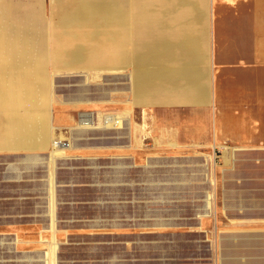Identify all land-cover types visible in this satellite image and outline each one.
<instances>
[{
  "label": "rangeland",
  "instance_id": "rangeland-1",
  "mask_svg": "<svg viewBox=\"0 0 264 264\" xmlns=\"http://www.w3.org/2000/svg\"><path fill=\"white\" fill-rule=\"evenodd\" d=\"M4 1L16 19L25 20L30 12L45 21L40 67L46 69L49 146L56 138L71 150L0 147V179L7 167L17 191L46 196L51 215L50 230L37 228L46 227L47 217L30 215L15 225L9 241L0 234V264H221L222 238L264 237V151L235 149L243 145L209 135L213 124L199 118L196 109L164 106L185 103V84L193 85L185 79L158 81L137 97L132 76L138 46L124 56L103 53L90 42L92 28L61 24L65 8L105 1L124 9L128 34L136 43H152L170 34L166 0ZM195 17L191 26H196ZM70 41L83 42V59L60 57ZM57 43H64L59 50ZM193 89L187 91L194 94ZM83 114L92 116L91 127L80 125ZM16 115L24 118L27 112L19 108ZM35 161L36 166L30 165ZM13 163L24 164L22 170ZM39 165L46 172H35ZM53 174L60 230L57 217L55 229L52 224ZM36 175L44 179L39 182ZM184 176L192 181L183 183ZM22 195L37 198L28 201L29 209L17 211H44L42 195ZM236 250L241 256L264 255L262 247L246 251L232 246L231 255Z\"/></svg>",
  "mask_w": 264,
  "mask_h": 264
},
{
  "label": "crops",
  "instance_id": "crops-1",
  "mask_svg": "<svg viewBox=\"0 0 264 264\" xmlns=\"http://www.w3.org/2000/svg\"><path fill=\"white\" fill-rule=\"evenodd\" d=\"M171 2L166 0L165 4V22L167 31L170 32L167 34L169 44L167 52L170 59L167 62L171 70H185V75L193 81V85L185 84V95L182 93L184 96L181 97L185 103L164 106L196 109L199 118L204 117L205 120H209V125L213 124L214 131L211 132L209 128L207 132L209 135H220L223 142L226 140L231 144L243 145L235 149L264 151V0H186L185 5L178 4L176 0ZM190 7L197 8V13H190ZM7 9L11 11L8 19V24L11 25L9 34H45V21L39 18L38 13L31 16L29 12L26 19L22 20L12 16L11 5L7 6ZM192 16H196V26H193L194 24L191 26ZM190 87L196 89H193L194 94L187 91ZM54 124L56 125V122L53 120L52 126ZM52 135L55 136L54 130ZM51 149L52 144L48 150ZM37 164L35 161L30 165ZM22 165L24 164L13 163V167L18 170H22L20 167ZM38 171L46 172L45 166L39 165L35 169V172ZM9 176L11 175L6 167L4 176L0 179V234H7L8 240L9 234H14L15 225L23 224L20 219L30 215L40 219L47 217L46 227L41 225L37 228L50 230L51 215L47 208L49 204L46 196L41 191L30 192L23 189L17 191L13 185L17 183ZM39 176L36 175L35 180L40 182L44 178ZM190 179V176H184L182 182L190 183L192 181ZM51 188L49 199L52 207V224L55 229L58 220L60 230L58 210L61 203L58 201L60 196L56 195L54 174ZM22 193L42 195L41 199L45 200L44 211L37 210L32 214L17 211L29 209L28 201L37 198L24 196ZM27 225L29 226L28 222ZM232 246L244 248L246 251H251L253 247L264 248L263 236L222 238L220 263H264L263 253L255 256L247 253L241 256L236 250L237 254L231 255Z\"/></svg>",
  "mask_w": 264,
  "mask_h": 264
},
{
  "label": "bare ground",
  "instance_id": "bare-ground-1",
  "mask_svg": "<svg viewBox=\"0 0 264 264\" xmlns=\"http://www.w3.org/2000/svg\"><path fill=\"white\" fill-rule=\"evenodd\" d=\"M185 2L186 0H180L181 4L185 5ZM7 6L10 5L0 0V147L46 149L50 138L46 117V69L40 67L43 60V37L41 34H9L11 25L8 24V19L11 11ZM123 10L119 4L105 1L89 4L82 1L73 10L65 8L61 11L60 19L65 28H92L91 36H88L91 38L90 42L96 44L103 53L112 52L117 56H124L127 54L126 50L132 48L134 52V48L138 46L140 51L136 55L132 76L133 90L137 97L158 81L185 79L193 84L188 75H185V70H171L169 67L167 37H160L152 43H136L131 34H128ZM64 33L66 34L63 36L78 38L77 33ZM128 43L130 45L127 47ZM60 44L64 43H57V50L61 49ZM60 54V57L70 56L78 60L84 58L86 49L83 42L70 41ZM4 61L7 66H4ZM19 108L26 110V117L16 115ZM1 119L4 122L1 123ZM113 121V117H107V122ZM80 125L91 127L92 116L83 114ZM51 142L58 153L71 150L69 145L56 138Z\"/></svg>",
  "mask_w": 264,
  "mask_h": 264
}]
</instances>
